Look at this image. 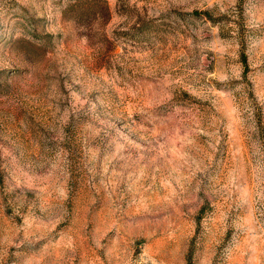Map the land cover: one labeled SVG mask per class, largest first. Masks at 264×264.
Instances as JSON below:
<instances>
[{"label":"rangeland","instance_id":"374dc122","mask_svg":"<svg viewBox=\"0 0 264 264\" xmlns=\"http://www.w3.org/2000/svg\"><path fill=\"white\" fill-rule=\"evenodd\" d=\"M0 264H264V0H0Z\"/></svg>","mask_w":264,"mask_h":264}]
</instances>
